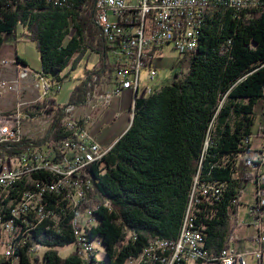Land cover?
<instances>
[{
	"label": "trees",
	"instance_id": "1",
	"mask_svg": "<svg viewBox=\"0 0 264 264\" xmlns=\"http://www.w3.org/2000/svg\"><path fill=\"white\" fill-rule=\"evenodd\" d=\"M200 18L197 46L184 56L186 72L155 93L146 95L140 87L136 95L133 92L127 130L87 169L91 186L80 209H90L95 217L97 223L86 231L87 239L90 243L100 239L106 258L98 262L93 252L88 262L125 264L155 239H176L195 177L199 183L224 185L220 195L194 206L192 218L211 255L228 247L242 187L250 181L246 173L238 177L239 158L251 152L254 107L264 103V6L237 15L216 5ZM18 25L39 53L38 74L49 83V92L69 77L87 51L100 56L99 64L83 70L64 106L48 97L49 92L35 104L50 116L40 138L0 143V150L10 154L47 144L56 160L57 143L67 137L62 121L72 116L67 110L86 104L98 80L110 79L119 56L111 63L108 55L120 52V46L103 36L95 20L94 0H0V48ZM14 63L26 66L17 56ZM33 178L38 187L43 180L57 181L47 172ZM35 185L29 183L25 190ZM49 197L58 193L49 191ZM70 216L74 213L67 208L60 233L41 227L26 235L19 264H31L35 240L49 249L74 245ZM35 260L82 264L76 247L65 258L48 250Z\"/></svg>",
	"mask_w": 264,
	"mask_h": 264
},
{
	"label": "built area",
	"instance_id": "2",
	"mask_svg": "<svg viewBox=\"0 0 264 264\" xmlns=\"http://www.w3.org/2000/svg\"><path fill=\"white\" fill-rule=\"evenodd\" d=\"M264 0H225L224 9L237 15L244 11L263 8ZM214 7V0H94V15L97 25L108 42H118L117 66L110 79L101 78L93 91L102 86L111 85L104 92L102 107L123 91L135 92L139 86V74L145 65L151 66L155 51L164 46H171L185 56L192 52L191 41L198 25V15ZM110 16L116 17L111 21ZM121 57V58H120ZM2 64H5L3 62ZM25 67L16 73V78L28 76ZM156 71L149 69L148 79L154 80ZM38 87L42 96L47 95L49 83L38 74ZM41 98V96H40ZM98 107L94 105L92 108ZM70 108L67 113L73 112ZM133 101L129 109V121L132 119ZM0 126V143L17 142L21 139L19 123H12L5 118ZM92 121L91 115L76 118L73 115L63 119V131L67 137L57 143L59 157L55 160L52 149L46 144L31 145L18 153H7L0 150V188L5 186L10 177L23 174L33 169H53L59 173V183L43 180L39 188H31L26 195L17 201L14 209L6 211L0 219L3 233L0 242L4 243L3 256L6 264H19L21 260V243L26 235H34V230L41 227L60 233V224L67 217V208H74V224L77 242L74 246L81 256L86 255L82 239L83 224L92 218L90 209H80L91 186L87 169L102 159L107 151L87 132L86 125ZM242 159V157L240 156ZM244 169L254 171V205L252 214L254 224L258 225L264 216V150L256 152L253 157L243 155ZM49 188L58 189V197H49ZM224 185L218 182L199 183L194 178L191 187L189 204L184 221L176 239H155L148 244L135 259H128L125 264H247L248 256L262 257L264 234L255 238L257 250L237 253L231 249L230 242L217 255H211L205 247L203 235L193 224L192 210L196 204L205 203L208 199L220 195ZM40 244L35 240V248ZM35 251V249H34Z\"/></svg>",
	"mask_w": 264,
	"mask_h": 264
},
{
	"label": "rangeland",
	"instance_id": "3",
	"mask_svg": "<svg viewBox=\"0 0 264 264\" xmlns=\"http://www.w3.org/2000/svg\"><path fill=\"white\" fill-rule=\"evenodd\" d=\"M264 6V5H263ZM201 17V14H200ZM111 21H115L116 17L110 16ZM201 20V18H200ZM201 26V24H200ZM200 28V27H199ZM159 55L153 58L151 66L145 65L142 67L139 74V86L142 89H146V95L149 93H155L162 87L171 84L175 75L185 73L188 68V62L185 57L179 54L171 46L167 45L161 48ZM118 53L112 51L108 55V60L112 63L114 57ZM15 56L23 60L26 63L24 69L29 72L25 79L16 78V73L21 70L22 65H16L13 62ZM100 56L87 51L78 61L76 68L70 72L69 77L61 80L59 86L51 88L48 93V97L55 100V103L62 107L64 106L69 95L80 83L79 79L83 76V70H91L94 66L99 64ZM5 62V64H2ZM13 62V63H12ZM149 69L156 71L154 80L148 79ZM41 70V63L39 53L34 45L26 37L25 30L21 25H18L13 35L6 36L3 44L0 48V126L4 125V119L10 118L12 123H19V131L21 138L28 140H34L40 138L50 121V116L45 112L39 111L35 108V104L40 100L42 96V90L39 89L38 73ZM69 71V68L61 73L63 78ZM79 110H75L78 113ZM252 134L249 140V146L251 152L247 155L253 157L256 152L260 153L264 150V103L259 102L254 107V121L252 126ZM109 148V147H108ZM242 159L238 163V177L241 178L242 173H248L253 170L244 169L241 163ZM264 172V167L262 169ZM254 173V171H253ZM249 177V175H248ZM250 181H245L242 187V196L240 199V205L236 212L235 229L230 239V247L237 253L252 252L257 250V243L255 238L258 235L264 234V216H261V220L258 225L254 224L255 216L252 212L254 205V187ZM72 220V219H71ZM70 220V222H71ZM96 224V219H93ZM0 233H3V227L0 226ZM76 242V241H75ZM95 260L98 262H105V252L100 239L95 238L92 240ZM4 243L0 242V264H6L3 256ZM55 251L61 258L69 256L74 250V245L57 248H46L38 246L35 251L30 255L31 264H41V261L35 259H41L43 254L48 251ZM262 254L264 261V249L262 248ZM91 253L87 251V262L89 261ZM82 264H86V255L81 256ZM262 261V262H263ZM247 264H258L257 259L254 256H248L246 258Z\"/></svg>",
	"mask_w": 264,
	"mask_h": 264
},
{
	"label": "crops",
	"instance_id": "4",
	"mask_svg": "<svg viewBox=\"0 0 264 264\" xmlns=\"http://www.w3.org/2000/svg\"><path fill=\"white\" fill-rule=\"evenodd\" d=\"M16 65L18 66L19 64ZM110 89L111 85H107L93 91L88 102L83 106L74 109L72 112L74 117L82 119L86 117L87 114L91 115L92 121L86 125V129L102 149H108V147L111 148V145H113L127 130L129 109L133 96L131 90L123 91L117 97L112 98L105 107H102L101 95ZM94 105H98V107L92 108ZM75 110H79V112L75 113ZM239 160H241V158H239ZM246 175H249L250 179H253L254 177L253 171L248 172Z\"/></svg>",
	"mask_w": 264,
	"mask_h": 264
},
{
	"label": "bare ground",
	"instance_id": "5",
	"mask_svg": "<svg viewBox=\"0 0 264 264\" xmlns=\"http://www.w3.org/2000/svg\"><path fill=\"white\" fill-rule=\"evenodd\" d=\"M224 7L225 0H214V6ZM264 5V3H263ZM201 24L200 14L198 15V25L195 30V36L191 41V49H194L197 46V37L199 33V27ZM102 149V148H101ZM103 151H107L108 149H102ZM106 152V153H107ZM39 172H47L52 174L57 178L55 183H59V173L55 172L53 169H33L29 171H25L23 174H17L14 177H10L9 181L5 183V186L0 188V219L4 217L6 211H11L14 209L15 204L17 201L22 197V195H26V193L30 190H25V187L30 183L31 185L36 184V180L33 178L34 174H38ZM34 188H39L37 185ZM49 191L52 193H58V189L56 188H49ZM71 212L74 213V208H71ZM70 224H74V217L72 218ZM94 225L93 218H87V220L83 224L82 230V239L84 240V247H87V251L90 253L94 252L93 244L90 243L87 239L86 231ZM3 227V226H2ZM72 231L74 237L76 238L77 242V231L76 228L72 227ZM258 261V264H263L262 257H255Z\"/></svg>",
	"mask_w": 264,
	"mask_h": 264
},
{
	"label": "water",
	"instance_id": "6",
	"mask_svg": "<svg viewBox=\"0 0 264 264\" xmlns=\"http://www.w3.org/2000/svg\"><path fill=\"white\" fill-rule=\"evenodd\" d=\"M56 74H57V73H56ZM136 93H137V92L135 91V92H134V95H136Z\"/></svg>",
	"mask_w": 264,
	"mask_h": 264
}]
</instances>
